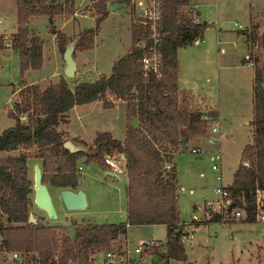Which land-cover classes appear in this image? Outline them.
<instances>
[{"label":"trees","instance_id":"trees-1","mask_svg":"<svg viewBox=\"0 0 264 264\" xmlns=\"http://www.w3.org/2000/svg\"><path fill=\"white\" fill-rule=\"evenodd\" d=\"M74 1H65L67 14H72ZM125 1L128 7L129 0ZM160 3L159 42L155 46L160 54L158 74L149 71L147 77L143 76L141 60L150 49V33L147 28L143 29L139 19L132 18L130 50L115 61L109 76H100L94 82H78L74 88H70L63 77L56 84L43 87L21 86L20 100L9 113L14 126L0 134V153H15L0 157V252L23 253L33 264H78L81 260L92 264L98 253L121 249L129 227L160 225L166 227V240L164 246L152 250L154 255L163 264H169L170 260L185 262L182 237H186V233L179 221V190L173 156L184 142L206 138L210 120L192 106L188 94L179 90L177 51L200 41L209 25L194 22L193 15L187 10L189 0H160ZM97 5L95 30L109 15L104 2ZM60 13L62 6L54 5L52 0H16L17 29L12 36L11 48L18 52L21 77L39 71L42 65V41L29 33V20L44 16L52 23ZM82 32L77 36V46L85 49L93 43L96 32ZM49 33L55 36L63 54L67 37L54 28H50ZM240 34L252 44L256 42L264 52V33L258 35L253 27ZM141 41H145L144 47L138 45ZM3 48L0 36V51ZM248 61L257 64L255 58L251 61V56L243 63ZM253 81V111L249 123L252 141L243 147L233 181L224 188L232 199L230 207L243 208L245 218L242 221L251 223L256 221V192H264V68H255ZM109 96L126 104L124 143L108 133H97L90 147L81 141L73 142L94 153L85 157L88 162H97L103 171L108 169L104 163L105 155L123 156L127 175L125 222L75 225L72 237L64 226H43L41 222L29 224L32 181L28 176V160H40L45 184L75 190L76 163L78 157L84 155H71L64 149L66 140L59 127L65 123L66 114L77 105L101 101L109 108L106 103ZM134 118L139 122L138 127L131 125ZM33 150L32 156L30 151ZM167 164L171 167L166 169ZM206 221L222 223L230 220L221 221L214 215Z\"/></svg>","mask_w":264,"mask_h":264},{"label":"rangeland","instance_id":"rangeland-1","mask_svg":"<svg viewBox=\"0 0 264 264\" xmlns=\"http://www.w3.org/2000/svg\"><path fill=\"white\" fill-rule=\"evenodd\" d=\"M65 1H53L54 5L62 6V13L55 17L52 23H49L44 16L31 18L28 22L29 33L40 38L51 63L32 73L30 78L27 77L30 72L21 77L18 52L11 48L12 36L17 29L16 0H0V36L4 43V48L0 51V134L14 126L9 113L12 112L14 103L20 100L19 92L23 84L28 85V82L39 80L41 76L51 75L54 66L59 65L62 68L60 73L63 74L62 52L59 50L55 36L49 33L50 28L65 34L67 41H73L84 30L96 32L93 43L89 44L88 48L83 49L77 44L75 46L74 60L77 73L73 80L67 79L71 88L78 82H94L98 75L109 76L113 62L127 55L130 50L132 20L138 19V14L133 12L130 6L111 13L95 30V18L92 17L97 15V4L99 2L106 4L111 0H86L83 3H81L82 0H75L72 14H67L68 8L65 6ZM76 3L81 4L78 6ZM201 4L205 5L198 10L200 20L209 25L208 31L205 32L203 41L199 45L183 47L181 50L182 88L191 90L193 97L198 101L191 100L192 106L199 111H206V116H210L208 110L210 108L207 105L219 109L222 118L226 121L228 131L211 146L205 140L191 142L185 151L174 157L179 190L177 199L179 221L183 224L186 233L183 240L185 262L170 260L169 264H264V223L260 221L251 223L242 219L237 221L232 218L229 222L205 223L214 215L208 217L204 215L203 210L205 201L216 200L218 198L216 191L231 184L241 151L247 143L252 141L249 123L252 121L253 111V78L255 68H264V52L256 45V42L252 44L249 40L245 41L243 52L241 54L237 52L240 48L236 46V37L231 31L238 29L237 24L240 25L239 30L245 29L243 1L220 0L216 8H208L203 2ZM217 24L219 28L225 30L217 34L218 37L214 29ZM51 36H54V39ZM246 53L251 56V61L255 58L257 64L253 63L252 67L248 64H240L236 68L234 65L227 64L243 58ZM227 66L235 70L223 68ZM49 83L50 81L45 80L36 85L43 87ZM201 100H205L207 105L203 102L200 104ZM95 116H97L96 112L93 118ZM24 121L25 119L22 120ZM73 121L77 122L74 117ZM209 122L206 133L211 130ZM215 124H218V121L214 122ZM59 130L63 136H68L64 130L61 128ZM85 144L90 146L88 141H85ZM192 147L196 149V152H192ZM30 154L33 156L35 150L30 151ZM7 155H15V153H0V157H7ZM40 164V160H28V176L32 183L34 166H40ZM79 165L82 168L83 177L81 181L83 190H80L85 193L87 200L84 211L65 210L59 193L48 187L57 213L56 220H50L45 212L34 207L33 190L30 193L32 200L30 212L39 217L43 226H64L71 237L75 233V225L80 223L125 222L126 175L124 168L121 169L118 177L113 179L105 176L97 162L85 163L81 158ZM212 165L217 168L216 171L211 169ZM218 176L220 181L216 179ZM195 218L198 222L194 220ZM148 240H154L162 244L161 247L164 246L166 228L151 226L129 229L127 241L131 247ZM120 244L117 243V245ZM0 264H17V262L11 258L10 252H0ZM78 264H85V261L81 260Z\"/></svg>","mask_w":264,"mask_h":264},{"label":"crops","instance_id":"crops-1","mask_svg":"<svg viewBox=\"0 0 264 264\" xmlns=\"http://www.w3.org/2000/svg\"><path fill=\"white\" fill-rule=\"evenodd\" d=\"M52 1L56 2L57 0H52ZM83 1H86V0H82L81 3H83ZM99 1H107V0H99ZM218 1H220V0H189V6H188L187 10H188V12L189 11L192 12V13L191 12L190 13L196 18V20L198 22H201L200 12H198V10H199V8L203 7V5H205V4H201V3L202 2L206 3V5H207L206 7H208V8H213V7L216 8ZM241 1H243V3L245 4L244 5L245 8L243 9V10H245V12L243 13V16H245V19H244L245 20V27H244L245 29L239 30L240 25L237 24L236 27L238 29L236 31H231V32H234L233 35L236 37L235 38V40L237 41L236 46L237 47L239 46L238 48H240V50L237 51V52H239V54H241L243 52V45H245L244 43L246 41V37L244 35L240 34L241 31H250L253 29V27H256L258 35H261L262 33H264V0H241ZM81 3H79V4L76 3V5L79 6ZM108 3L109 2H107L106 5ZM111 13H113V12L108 13L109 14L108 17L110 16ZM83 17H85V16H83ZM96 17H97V15L95 17H92V18H96ZM214 29H216V37H218L217 34H220L223 31H225V30L219 28L218 24L215 25ZM260 30H261V32H260ZM207 31L208 30H206L205 32H207ZM205 32H204V35H205ZM204 35H203V38H204ZM51 37H52V39H54V36H51ZM203 38L200 41H196L193 44L187 45V46H197L200 44V42L203 41ZM235 40H233V41H235ZM187 46H183V47H187ZM233 46H235L234 43H233ZM182 48L177 51V59H178V65H179V75H178V81H177L178 87H179L180 91H184L186 94H188V96L190 97L191 100L196 101L195 98L193 97L192 93H191V90H188L186 88H182V83H181L182 65L180 63V53H181ZM222 52H224V51L222 50ZM239 54H236V55L239 56ZM47 55H48L47 51H44V48L42 47V65H41V68H43L45 65L49 66V64H51L49 62V57ZM223 55H226V54L223 53ZM248 57H249V54L246 53V54H244L243 58L241 57V59H239V60L236 59L235 61L229 62L227 64L234 65V68H236L240 64L241 65L248 64L249 66L252 67L253 64L249 61L247 63H243V60H248ZM114 63H115V61L113 62V64ZM220 68H222V67H220ZM223 68L229 69V70H235V69H230L229 66L223 67ZM61 69L62 68H60L59 65L57 67L54 66V71L51 72L52 73L51 75L41 76L39 80H32L31 82H28V85H36V84L40 83L41 81H45V80L50 81L49 84H56L58 82V80L60 79V77H63L69 86L70 84H69L68 80L64 77V74L60 73ZM34 72H36V71H31L27 77L31 78L32 73H34ZM76 73H77V71H76ZM100 76H105V75H98L97 78H99ZM72 86L74 87V84ZM69 87L71 88V86H69ZM196 102H198V101H196ZM202 102L205 105H207V102L205 100H201V102H199V103L201 104ZM106 103L110 105L109 108H106L104 106V103L101 101H94V103L88 104V105H77L72 110H70L66 114L65 123L61 124V126L59 127V129L61 128L62 130H64L65 132L68 133V136L64 135V139L65 140H72V141L75 140L77 142L81 141L84 143H85V141H88L90 143V146H92V144L95 140L94 138H95L97 133H108L112 138L117 139L120 142L124 143V141L126 139L125 138V131H126V127H127V120H125L126 104H125V102H122V101L115 99L114 97H110V96L106 98ZM207 106H208V108H210V109H208L210 112V116H207L206 118L208 120H210L209 123L211 124V130H209L208 133L206 134V136H207L206 138H202L201 140H198L197 138H195V139L189 140L188 142H184V144L180 147L179 151L176 152L173 156V162H172L173 166H174V157L176 156V154H178L182 151H185V149H187V147L189 145H191V142H202L203 140H205V142L211 146L212 143H216V141L218 142L220 140V137L222 134H225L226 131H228L226 121L222 118V115H221V112L219 111V109L212 108L209 105H207ZM95 112H96L97 116H95L93 118ZM199 112L202 114L206 113V111H203V110H201ZM73 117L76 119L77 122L73 121ZM222 120H223V122H222ZM217 121H218V126L216 127V133L213 134L212 129L215 126L214 122H217ZM131 125L134 127H138L139 126L138 120L135 118L132 119ZM90 132H92L93 134H89ZM90 146H88V147H90ZM197 146L199 147L200 145H197ZM195 148H196V146H195ZM191 150H196V149H194L192 147ZM197 150L199 151V149H197ZM81 158L84 160L85 163H90L87 161V158L85 156H79L78 157V160L76 163V173H75V175H77V187L75 190H72V191H77L79 189L83 190V186L81 183L82 178H83L81 175L82 168L79 165V161ZM217 158L220 159L219 156H217ZM239 161H240V159H239ZM239 161H238V164H239ZM79 168H80V170H79ZM237 168H238V166H237ZM237 168H236V170H237ZM174 170H175V166H174ZM236 170H235V172H236ZM103 172H104L105 176H107V177H110L113 179L118 177L117 174H116L117 175L116 177L115 176L114 177L108 176L107 175L108 172L112 173V172H110L109 169H107L106 171H103ZM124 174H125V170H124ZM232 181H233V178H232ZM126 184H127V175H126ZM47 186L51 187L52 189H55L57 191V193L60 192L62 189H64V188H61V189L55 188V187H52L50 185H47ZM125 187H126V185H125ZM177 188H178V186H177ZM65 189H69V188H65ZM124 191H125V188H124ZM178 195H179V192H178ZM125 201H126V207H127L126 191H125ZM126 215H127V209H126ZM86 223H92V222H86ZM93 224H95V223H93ZM154 226H160V225H154ZM143 227H150V226H143ZM135 228H137V227H135ZM138 228H140V227H138ZM129 229H131V227L128 228V231H129ZM127 235H128V232H127ZM126 242H127V244H129L127 241V236H126Z\"/></svg>","mask_w":264,"mask_h":264},{"label":"built area","instance_id":"built-area-1","mask_svg":"<svg viewBox=\"0 0 264 264\" xmlns=\"http://www.w3.org/2000/svg\"><path fill=\"white\" fill-rule=\"evenodd\" d=\"M129 4L131 10L138 14L139 23L142 25L143 29L147 28L150 33L148 39L151 41V46L149 47L150 49L147 55L141 60V66H143V76L147 77L149 71L158 74L160 68V54L157 52L155 46L159 42L157 27L161 18L160 0H129ZM194 22L198 23L195 17ZM138 45H140V47H144L145 41H141ZM217 126L218 124H215L213 127V134L216 133ZM194 151L195 150H192V152ZM123 161V156L116 153H113L112 155H105L104 157V163L108 166L110 172L117 175H119L121 169L124 168ZM170 167L171 165L169 164L165 166L166 169ZM211 169L214 171L217 170L214 165L211 166ZM216 179L220 181L219 176ZM216 193L218 194V198L216 200L204 202V215H207L208 217H210V215H218L221 221H225L230 218L237 221L240 219L244 220L245 211L243 208L232 209L230 207L232 205V199L226 189L221 188V190H217ZM263 205L264 192L257 191L254 206L256 209V221H260L261 223H264ZM194 220L198 222L197 218ZM184 238L185 237H182V241ZM160 245L162 244L154 240H148L147 242L136 244L134 247L125 243L121 249L116 248L112 251L98 253V255L92 260V264H163V262H161L152 252L155 247H159ZM11 258L16 261L17 264H33L30 262V258L23 253H11Z\"/></svg>","mask_w":264,"mask_h":264},{"label":"water","instance_id":"water-1","mask_svg":"<svg viewBox=\"0 0 264 264\" xmlns=\"http://www.w3.org/2000/svg\"><path fill=\"white\" fill-rule=\"evenodd\" d=\"M125 0H112L106 5V10L108 13L114 12L120 8H126ZM78 38L75 37L73 41H67L64 48L62 59L64 62V77L68 80H73L76 75V63L74 60L75 46L77 44ZM65 150H67L71 155H78L79 153L84 156H92L86 146L81 144H75L72 140H66L63 144ZM108 176L116 177V174L107 173ZM33 205L39 211L45 212L50 220H56L57 213L54 209L51 195L48 191V186L42 182L41 168L39 165H35L33 169ZM59 193L60 200L67 211L79 212L84 211L87 207L86 195L82 190L72 191L70 189H62ZM28 223L32 225H38L40 223L39 217L35 216L30 212L28 217Z\"/></svg>","mask_w":264,"mask_h":264}]
</instances>
